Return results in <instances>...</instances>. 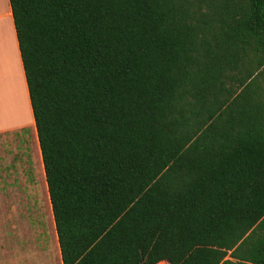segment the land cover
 <instances>
[{"label": "trees", "instance_id": "16d2710c", "mask_svg": "<svg viewBox=\"0 0 264 264\" xmlns=\"http://www.w3.org/2000/svg\"><path fill=\"white\" fill-rule=\"evenodd\" d=\"M62 264H264V0H10Z\"/></svg>", "mask_w": 264, "mask_h": 264}, {"label": "rangeland", "instance_id": "374dc122", "mask_svg": "<svg viewBox=\"0 0 264 264\" xmlns=\"http://www.w3.org/2000/svg\"><path fill=\"white\" fill-rule=\"evenodd\" d=\"M13 75L14 90L21 80L16 67ZM2 101L0 112L6 116L9 111L12 124L20 114L30 122L23 102ZM25 136H31L30 130L0 138V264H62L38 149L26 147Z\"/></svg>", "mask_w": 264, "mask_h": 264}, {"label": "crops", "instance_id": "0c3cea01", "mask_svg": "<svg viewBox=\"0 0 264 264\" xmlns=\"http://www.w3.org/2000/svg\"><path fill=\"white\" fill-rule=\"evenodd\" d=\"M13 67L17 68V72L22 80L16 81L14 90L11 85L14 82ZM15 99L21 103L23 102L25 109L27 106L30 122H23L22 115L20 114L18 122L12 124L10 112L8 111L6 116H3L0 112V138L12 133H22V131L30 130L31 136H25L24 144L30 149H33L34 146L38 149V156L42 165V177L48 188L10 0H0V100H3L4 105H9L11 101L15 102ZM19 111L22 112V108Z\"/></svg>", "mask_w": 264, "mask_h": 264}, {"label": "built area", "instance_id": "2783aa9c", "mask_svg": "<svg viewBox=\"0 0 264 264\" xmlns=\"http://www.w3.org/2000/svg\"><path fill=\"white\" fill-rule=\"evenodd\" d=\"M157 264H171V263H169V262H167V261H162V262H159V263H157Z\"/></svg>", "mask_w": 264, "mask_h": 264}]
</instances>
